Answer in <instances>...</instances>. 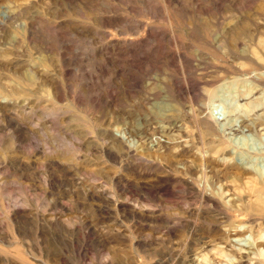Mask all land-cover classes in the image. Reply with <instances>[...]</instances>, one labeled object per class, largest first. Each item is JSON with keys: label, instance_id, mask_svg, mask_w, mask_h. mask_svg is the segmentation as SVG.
I'll list each match as a JSON object with an SVG mask.
<instances>
[{"label": "rangeland", "instance_id": "1", "mask_svg": "<svg viewBox=\"0 0 264 264\" xmlns=\"http://www.w3.org/2000/svg\"><path fill=\"white\" fill-rule=\"evenodd\" d=\"M0 264H264V0H0Z\"/></svg>", "mask_w": 264, "mask_h": 264}, {"label": "bare ground", "instance_id": "2", "mask_svg": "<svg viewBox=\"0 0 264 264\" xmlns=\"http://www.w3.org/2000/svg\"><path fill=\"white\" fill-rule=\"evenodd\" d=\"M243 122V121H242ZM202 157V156H201ZM203 159V158H202ZM257 170V169H256ZM261 172V171H260Z\"/></svg>", "mask_w": 264, "mask_h": 264}, {"label": "built area", "instance_id": "3", "mask_svg": "<svg viewBox=\"0 0 264 264\" xmlns=\"http://www.w3.org/2000/svg\"><path fill=\"white\" fill-rule=\"evenodd\" d=\"M219 114V113H218Z\"/></svg>", "mask_w": 264, "mask_h": 264}]
</instances>
